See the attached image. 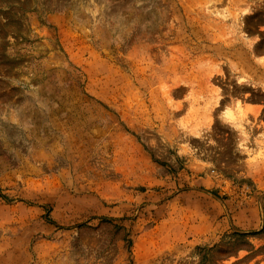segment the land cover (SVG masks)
<instances>
[{"label": "rangeland", "instance_id": "rangeland-1", "mask_svg": "<svg viewBox=\"0 0 264 264\" xmlns=\"http://www.w3.org/2000/svg\"><path fill=\"white\" fill-rule=\"evenodd\" d=\"M0 264H264V0H0Z\"/></svg>", "mask_w": 264, "mask_h": 264}, {"label": "crops", "instance_id": "crops-1", "mask_svg": "<svg viewBox=\"0 0 264 264\" xmlns=\"http://www.w3.org/2000/svg\"><path fill=\"white\" fill-rule=\"evenodd\" d=\"M260 135H262V134H260Z\"/></svg>", "mask_w": 264, "mask_h": 264}]
</instances>
